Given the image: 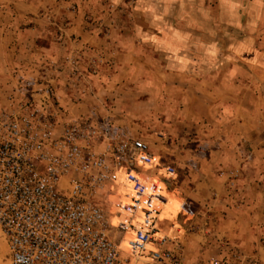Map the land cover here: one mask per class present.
<instances>
[{
  "label": "rangeland",
  "instance_id": "1",
  "mask_svg": "<svg viewBox=\"0 0 264 264\" xmlns=\"http://www.w3.org/2000/svg\"><path fill=\"white\" fill-rule=\"evenodd\" d=\"M163 25L133 0H0V104L6 102L17 76L39 79L56 94L51 108L59 122L85 115L109 118L148 147L169 153V141L183 145L205 123L215 121L211 115H201L213 101L197 97L196 84L185 83L179 69L169 66V53L158 45ZM37 87L38 83L33 89ZM185 89L189 98L184 101L179 93ZM251 102L258 107L261 101ZM249 121L252 127L264 124L258 116ZM258 134L264 142V132ZM141 172L143 179L151 174L147 169ZM163 185L159 183L158 190ZM122 193L112 201L119 202ZM198 214L209 222L218 219V215ZM129 220V212L121 208L109 222ZM176 222L179 231L173 228L174 221L161 225L172 226L170 246L191 263L226 257L232 264L252 259L264 264V217L251 235L247 228L235 234L231 226L217 228L195 220L192 212L181 213ZM112 230L117 235V229ZM129 236L132 231L119 229L121 241L127 243ZM213 237H219L218 242ZM7 253L0 237V264H10Z\"/></svg>",
  "mask_w": 264,
  "mask_h": 264
},
{
  "label": "built area",
  "instance_id": "2",
  "mask_svg": "<svg viewBox=\"0 0 264 264\" xmlns=\"http://www.w3.org/2000/svg\"><path fill=\"white\" fill-rule=\"evenodd\" d=\"M14 82L0 104V237L10 264H232L226 257L191 263L170 246L154 205L169 196L155 184L147 191L140 173L161 169L174 179V166L109 118L59 122L50 84L23 76ZM120 190L121 200L112 201ZM124 196L131 205L121 206ZM121 208L130 220L110 223ZM139 209L143 226L134 222ZM119 229L134 231L129 248L121 247Z\"/></svg>",
  "mask_w": 264,
  "mask_h": 264
},
{
  "label": "crops",
  "instance_id": "3",
  "mask_svg": "<svg viewBox=\"0 0 264 264\" xmlns=\"http://www.w3.org/2000/svg\"><path fill=\"white\" fill-rule=\"evenodd\" d=\"M133 2L152 20L163 21L158 45L169 53V66L179 69L185 83L196 84L197 97L213 101L201 115H211L215 124L205 123L183 145L169 141V153L148 147L177 170L174 179L161 169H147L145 179L140 173L144 182L154 179L156 189L164 184L157 190L169 196L161 220L174 221L179 231L177 216L192 212L195 220L231 226L235 234L247 228L251 235L264 217V142L258 134L264 124L249 125L251 116L264 119V0ZM179 98L187 100L189 90ZM253 99L261 101L258 107ZM198 213L218 219L209 222ZM162 231L171 234L172 226Z\"/></svg>",
  "mask_w": 264,
  "mask_h": 264
},
{
  "label": "bare ground",
  "instance_id": "4",
  "mask_svg": "<svg viewBox=\"0 0 264 264\" xmlns=\"http://www.w3.org/2000/svg\"><path fill=\"white\" fill-rule=\"evenodd\" d=\"M123 178H124V176H123ZM154 181L155 180L151 179V180L145 182L147 184V191H152L154 184H155V188L157 187V185H156V183ZM156 190H158V188ZM126 191L129 192L131 195L134 194V191L131 188L127 189ZM122 202L125 203V206L131 205V203H132L130 196H124V198L122 199ZM155 202H154L155 203L154 205L157 208H159L162 205L161 211L159 213V217L161 218L162 217V211H163V206L164 205L162 203H160L159 201H156L155 200ZM136 218H137V221L134 220V222L138 226H143V222L145 221V217H144V212L142 210L139 209V212H138V215H137ZM114 221H118V219H115ZM131 231L133 232V236H129L130 239L134 237V231L133 230H131ZM123 244H124V246L126 245L125 246L126 248H129V241L127 243L126 242H123Z\"/></svg>",
  "mask_w": 264,
  "mask_h": 264
}]
</instances>
